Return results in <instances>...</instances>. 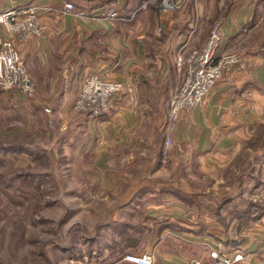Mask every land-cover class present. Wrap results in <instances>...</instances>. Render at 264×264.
<instances>
[{"label":"rangeland","instance_id":"rangeland-1","mask_svg":"<svg viewBox=\"0 0 264 264\" xmlns=\"http://www.w3.org/2000/svg\"><path fill=\"white\" fill-rule=\"evenodd\" d=\"M67 1L88 6L100 5L105 0ZM120 1L110 5L119 9L123 4ZM144 1L131 0L129 8L126 7L128 10L139 6L132 11L137 14L128 21L130 26L138 19H147L146 13L151 20L150 14L158 12L159 24L160 19H165L161 16L158 0L139 9ZM75 6L82 9L77 4ZM164 13L170 15L176 33L182 32L178 35V48L182 50L177 52L173 78L162 80L164 74L161 71L155 77L157 79L151 81L160 93L162 121L159 128H149V133H153L144 137L135 164L128 168L127 162L119 159L112 165L104 163L98 161L97 152L86 156L78 135L71 137L70 143L64 142L67 139L63 143L58 141L60 131L66 135L67 130H60L62 123L60 120L58 123L59 113L53 109L57 104H53L52 96L46 98L47 103L30 105L32 119L29 127L22 128L18 134L0 135V146L10 147L11 143L17 148L6 152L0 161V176L3 177L0 180V264H137L126 260V255L153 250L157 257L158 240L162 236L158 233V219L167 213L184 219V204L188 208L192 204L190 209L196 217L204 214L224 219V224L241 215L250 206L249 199H255L258 206L264 207L262 190L253 194L246 192L245 196H241L243 193L239 190L254 183L246 174L249 171L247 156L255 154L258 158L264 155V114L257 119L259 122L251 139L241 145L240 159L234 161L243 169V175L235 174L233 165L201 170L191 169L182 156L172 162L169 153L174 149V132L169 153L165 156L162 153L167 122L164 103L169 92L179 88L184 78V72L178 69V57L204 46L217 27L221 33L220 50L238 57V62L217 85L228 82L234 84L232 86L256 89L261 92L264 103V0H185L176 11ZM160 28L162 34L165 29ZM161 34L160 37L166 40ZM91 73L112 79H116L117 74L113 70L102 73L73 69L70 77L77 95L86 76ZM129 82H124L126 92L132 95L134 89ZM8 91L24 94L16 89ZM33 96L26 95L27 98ZM112 101L98 118L112 110L117 103ZM47 107L51 109L50 114L45 111ZM73 109L78 115L88 116L75 109L74 103ZM20 112L11 109L8 119L4 114L0 115V125L9 126L0 127V130L8 128L11 131L10 125L16 118H22ZM179 119L180 116L176 126ZM29 148L33 151H28ZM110 168L128 171V175L111 177ZM258 179L262 177L256 172ZM138 182V190L133 199L128 200L129 190ZM169 197L176 199L174 205L164 201ZM233 200L239 201V205L233 204ZM157 203H161L160 207L153 206ZM244 255L241 264L247 259ZM155 264L163 263H158L156 258Z\"/></svg>","mask_w":264,"mask_h":264},{"label":"crops","instance_id":"crops-1","mask_svg":"<svg viewBox=\"0 0 264 264\" xmlns=\"http://www.w3.org/2000/svg\"><path fill=\"white\" fill-rule=\"evenodd\" d=\"M67 2L69 1L1 2L0 10L20 8L28 4L51 9L41 13V21L46 25V31L41 37L32 36L20 40L17 36L5 33L0 26V33L5 37L13 36L15 46L35 83L34 96L31 98L0 87V115L4 114L8 119L11 109L17 113L22 112V118H16L10 125L11 131L5 128L0 130V135L18 134L22 128L29 127L32 119L30 105L44 103L47 97L52 96L53 104H57L53 109L59 113L58 123L59 120L62 123L60 130H67L66 135L60 131L58 141L63 143L67 139L64 142L70 143L71 137L78 135L86 156L90 157L97 152L98 161L112 165L119 159L127 162L129 168L137 162V150L140 148L141 153L149 128H159V122L162 121L160 93L151 81L157 79L155 77L161 71L164 74L161 79L167 81L173 78L177 52L182 50L178 48V35L182 32L176 33L170 15L165 13L161 15L165 19H160V24L157 12L150 14L151 20L146 13L147 19H138L136 24L130 26L128 23L137 13H133L129 20L110 19L102 15L103 7L76 3L82 7L77 10L83 11V14H66L63 9ZM121 2L124 4V0ZM160 27L165 29L162 34ZM130 56L134 59H130ZM75 68H79V71L97 70L102 73L113 70L117 72L114 78L124 82L131 81L129 83H132L134 93L130 95L126 92L114 97L112 102L117 103L101 118L91 120L85 114L78 115L73 109L77 94L72 89L70 77ZM232 85L228 82L219 83L204 101L192 109L182 111L174 130V149L168 152L172 162L182 156L191 169L201 170L233 165L235 174L243 175V169L234 164V161L240 159L241 145L251 139L259 122L257 119L263 117L264 103L260 91ZM172 92H169V96ZM5 126L9 127L0 125ZM247 158L249 171L246 174L252 177L254 183L246 188H239L243 193L241 196H245L246 192L253 194L256 190L264 192V155L256 158L253 154ZM127 172L109 169L111 177L128 175ZM256 172L262 179L256 180ZM138 188L139 182L129 190L131 195L128 200L133 199ZM175 200L169 197L164 201L174 205ZM239 203L233 200V204ZM160 204L153 206L160 207ZM249 204L245 214L243 212L236 219H228L230 222L226 224L222 222L224 219H214L204 214L196 217L190 209L192 204L190 208L183 205L186 208L183 211L184 219H178L179 217L170 213L165 214L162 219H158V233L162 236L158 240L155 259L163 264H192L194 259L209 262L211 250L222 246L227 254L232 255L237 251L246 254L247 259L243 264H264V207L258 206L255 199H249Z\"/></svg>","mask_w":264,"mask_h":264},{"label":"built area","instance_id":"built-area-1","mask_svg":"<svg viewBox=\"0 0 264 264\" xmlns=\"http://www.w3.org/2000/svg\"><path fill=\"white\" fill-rule=\"evenodd\" d=\"M154 1L156 0H145L139 9ZM158 1L160 11L164 13L176 11L185 0ZM50 9L38 4H28L20 8L0 10V26L20 40L32 36L41 37L46 31V25L41 21L40 16L43 11ZM63 13L83 14V11L77 10L73 3L67 2ZM102 15L110 19L120 18L119 10L112 5L103 7ZM220 45L221 33L217 27L204 46L191 50L184 57L181 55L178 57V69L179 72H184V78L181 86L173 91L164 103L167 112L166 141L162 151L164 156L169 152L172 134L181 112L192 109L204 101L225 73L238 62L236 55L222 52ZM0 86L7 90H19L28 96L33 95L35 89L26 70L24 59L15 46L13 36L5 37L2 33H0ZM126 88L121 80L99 73L90 74L76 97L74 108L84 111L89 118H98L109 108L116 95L126 92ZM45 111L51 113L48 107ZM3 158L0 148V160ZM244 258L245 255L242 252L230 255L221 247H215L211 250L209 262L194 259L192 264H241ZM125 259L137 264H155V253L153 250L140 254L129 253Z\"/></svg>","mask_w":264,"mask_h":264},{"label":"trees","instance_id":"trees-1","mask_svg":"<svg viewBox=\"0 0 264 264\" xmlns=\"http://www.w3.org/2000/svg\"><path fill=\"white\" fill-rule=\"evenodd\" d=\"M116 1L117 0H105V1L101 2L100 5H96V7L110 5V4L116 3ZM137 1H139V0H137ZM130 2H131V0H124V4L118 9L119 12H120V18H127L126 20H129V17L132 15V11H135V9H137L139 7L138 6V7L130 8V9L127 10V8H129L127 6H129ZM9 145H10V147L0 146L1 151H2L4 156H5L6 152L17 149V148H14L15 145H12L11 143H9ZM22 146H24V145H22ZM28 151L32 152L33 149L29 148ZM1 160H3V159H1ZM0 180H3L2 176H0Z\"/></svg>","mask_w":264,"mask_h":264},{"label":"bare ground","instance_id":"bare-ground-1","mask_svg":"<svg viewBox=\"0 0 264 264\" xmlns=\"http://www.w3.org/2000/svg\"><path fill=\"white\" fill-rule=\"evenodd\" d=\"M170 21V20H169Z\"/></svg>","mask_w":264,"mask_h":264}]
</instances>
